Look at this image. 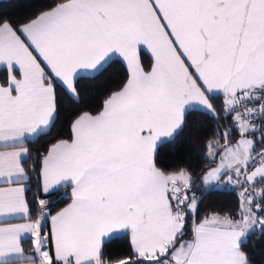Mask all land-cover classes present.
<instances>
[{
    "label": "crops",
    "instance_id": "1",
    "mask_svg": "<svg viewBox=\"0 0 264 264\" xmlns=\"http://www.w3.org/2000/svg\"><path fill=\"white\" fill-rule=\"evenodd\" d=\"M140 51L150 58L147 69ZM113 57L127 69L123 86L97 113L76 116L70 138L50 144L41 159V191L67 186L70 194L48 217L47 245L25 198L24 142L54 117L52 79L75 98V78ZM262 82L264 0H61L16 27L1 23L0 264H92L103 241L124 233L140 264L157 257L245 264L239 244L254 228L249 214L211 212L195 219L190 239L169 248L182 219L171 211L173 181L154 153L187 110L213 112L208 95H223L229 108ZM225 144L233 160L227 171L255 143L240 131ZM203 183L234 188L228 175L204 174Z\"/></svg>",
    "mask_w": 264,
    "mask_h": 264
},
{
    "label": "trees",
    "instance_id": "2",
    "mask_svg": "<svg viewBox=\"0 0 264 264\" xmlns=\"http://www.w3.org/2000/svg\"><path fill=\"white\" fill-rule=\"evenodd\" d=\"M60 1L0 0V24L6 22L16 27ZM140 58L147 69L150 58L143 51H140ZM127 78L125 65L119 58L113 57L94 74L75 78V98L52 79L55 95L54 117L47 130L24 142L27 156L21 161L26 173L25 198L30 218L36 224L37 235L44 239L47 245H49L48 217L69 201L70 194L67 186L47 193L41 191L39 175L41 159L50 144L70 138L71 123L76 116L84 112L97 113L106 98L120 89ZM254 88L252 87L248 92L251 93ZM238 97L239 95L232 98V101H236ZM208 100L213 112L198 108L187 110L179 130L171 138L161 141L155 149V166L173 181L169 193L174 186L201 189L204 185L203 175L216 163L224 144L236 140L240 135L239 129L233 125L232 110L227 108V99L223 95H208ZM232 101L230 102L233 103ZM257 124L259 125L257 131L247 133L250 141L255 143L251 151L264 146L262 137L264 117L258 120ZM181 175L188 179L186 181L181 179ZM227 175L233 177L234 188L217 187L215 184L210 191L202 194L195 210L188 206L182 215H176L182 219V230L176 235L169 248L180 240L190 239L193 221L211 212L233 217L237 214L247 215L240 210L239 180L233 173ZM258 200L260 199L256 197V202ZM257 212L261 213V209H257ZM251 216L254 217V228L245 235L239 248L245 264H264V219L258 214ZM142 260L132 251L128 235L124 233L103 241L98 256L92 264H140ZM155 260L162 261L161 257H157L147 260L144 264Z\"/></svg>",
    "mask_w": 264,
    "mask_h": 264
},
{
    "label": "built area",
    "instance_id": "3",
    "mask_svg": "<svg viewBox=\"0 0 264 264\" xmlns=\"http://www.w3.org/2000/svg\"><path fill=\"white\" fill-rule=\"evenodd\" d=\"M250 93L248 91L239 95L238 99L230 104L233 125L242 133L257 131V121L264 117V83H258ZM264 140V130H263ZM238 178L241 186L240 210L250 215L258 214L264 219V188L256 202L257 192L264 185V146L251 151L243 163L227 170ZM216 183L205 185L201 189H189L174 186L168 193L171 211L174 215H182L188 206L196 209L204 192L210 191ZM261 209V213L257 212ZM147 264H168L165 261L155 260Z\"/></svg>",
    "mask_w": 264,
    "mask_h": 264
},
{
    "label": "rangeland",
    "instance_id": "4",
    "mask_svg": "<svg viewBox=\"0 0 264 264\" xmlns=\"http://www.w3.org/2000/svg\"><path fill=\"white\" fill-rule=\"evenodd\" d=\"M230 107V106H229ZM241 135L238 140V146L240 147V144L245 141L244 137ZM242 141V142H241ZM230 148L227 144H224L222 149L220 150V153L218 154L217 163L214 166H211L206 172L205 177L208 179H211L212 181H215L216 178H222L225 177L228 173L225 171L226 168H229V166L233 163V160L231 161L230 157ZM219 176V177H218ZM218 183V182H217ZM245 216V214H243ZM195 220L193 221V223ZM194 224H192V228H194ZM45 247V246H44ZM43 247V248H44ZM40 248H38L39 250ZM46 251V248L44 249ZM41 262V261H40Z\"/></svg>",
    "mask_w": 264,
    "mask_h": 264
},
{
    "label": "water",
    "instance_id": "5",
    "mask_svg": "<svg viewBox=\"0 0 264 264\" xmlns=\"http://www.w3.org/2000/svg\"><path fill=\"white\" fill-rule=\"evenodd\" d=\"M263 188H264V185L258 190V192H257V197H258V198L260 197V195H261V191H262Z\"/></svg>",
    "mask_w": 264,
    "mask_h": 264
}]
</instances>
